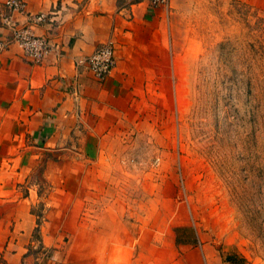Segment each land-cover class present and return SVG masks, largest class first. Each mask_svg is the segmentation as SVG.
<instances>
[{
  "label": "rangeland",
  "instance_id": "obj_1",
  "mask_svg": "<svg viewBox=\"0 0 264 264\" xmlns=\"http://www.w3.org/2000/svg\"><path fill=\"white\" fill-rule=\"evenodd\" d=\"M178 4L128 134L16 152L40 160L20 264H264V0Z\"/></svg>",
  "mask_w": 264,
  "mask_h": 264
},
{
  "label": "crops",
  "instance_id": "obj_2",
  "mask_svg": "<svg viewBox=\"0 0 264 264\" xmlns=\"http://www.w3.org/2000/svg\"><path fill=\"white\" fill-rule=\"evenodd\" d=\"M24 1L27 12L45 13L44 20L32 29L47 37L51 49L36 62L13 43L0 49L3 264H20L21 247L36 226L31 208L33 192L28 183L32 178L30 169L40 160L32 156L24 159L16 152L75 146L76 152L92 154L101 150L104 136L128 134L134 126L136 94L148 78L146 73L167 70L168 24L179 5L178 0H170L168 7H151L147 0ZM19 18L25 20V16ZM6 34L7 29L0 24V35ZM108 38L117 47L116 63L100 81L79 59ZM74 160L46 158L43 172L52 180L51 167L80 166V161Z\"/></svg>",
  "mask_w": 264,
  "mask_h": 264
},
{
  "label": "built area",
  "instance_id": "obj_3",
  "mask_svg": "<svg viewBox=\"0 0 264 264\" xmlns=\"http://www.w3.org/2000/svg\"><path fill=\"white\" fill-rule=\"evenodd\" d=\"M151 7H168L170 0H147ZM24 0H3L0 3V24L7 29V34L0 35V49L13 43L25 57L31 61H40L51 49V44L43 34H37L32 26L43 21L44 12L26 11ZM25 16L22 22L19 18ZM116 44L111 38L97 45L94 50L79 59L97 80H104L115 63Z\"/></svg>",
  "mask_w": 264,
  "mask_h": 264
}]
</instances>
